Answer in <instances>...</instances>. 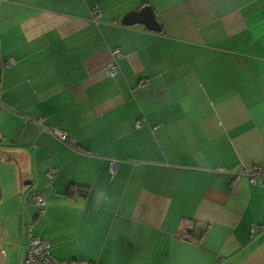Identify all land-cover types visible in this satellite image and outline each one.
<instances>
[{
	"label": "crops",
	"instance_id": "obj_1",
	"mask_svg": "<svg viewBox=\"0 0 264 264\" xmlns=\"http://www.w3.org/2000/svg\"><path fill=\"white\" fill-rule=\"evenodd\" d=\"M143 6L159 31L120 23ZM0 59L8 264L29 223L51 257L98 264H238L264 241V183L231 180L264 172V0H0Z\"/></svg>",
	"mask_w": 264,
	"mask_h": 264
},
{
	"label": "built area",
	"instance_id": "obj_2",
	"mask_svg": "<svg viewBox=\"0 0 264 264\" xmlns=\"http://www.w3.org/2000/svg\"><path fill=\"white\" fill-rule=\"evenodd\" d=\"M91 18L93 20H97L99 17V11L96 7H93L90 10ZM112 55L114 57L120 56V51L118 48L114 49L112 51ZM13 60L7 59L2 60L0 59V69L4 70L10 66H12ZM117 71V65L112 60L109 62L105 68L104 72L112 76ZM35 123L38 125V128L40 132L49 134L50 136L54 137L56 140L64 144L65 146L75 149L76 148V140L70 136L68 133L63 132L61 130H58L56 128L50 127L47 124H45L41 117H37L35 120ZM143 122V119H139L136 122V127L139 126ZM118 159H109L107 169L109 173H113L115 171V168L118 164ZM218 172L225 171L223 168H217ZM56 172L55 169H49L46 171V176L48 179V182H51L54 178ZM244 174L246 175L248 182L250 184L254 185H262L264 183V172L261 171L258 167H247L243 170H241L238 174H232L231 180L233 183L238 178V175ZM32 202L35 206H37L38 213L43 212L44 206H45V199L43 197V194L41 192H35L33 191L30 195L29 200L26 201V203ZM31 223L28 224L27 228V240H26V251L24 255V263L25 264H98V263H88L83 261H77V260H61V259H55L51 257L49 250H48V243L37 236L33 235L31 233Z\"/></svg>",
	"mask_w": 264,
	"mask_h": 264
},
{
	"label": "water",
	"instance_id": "obj_3",
	"mask_svg": "<svg viewBox=\"0 0 264 264\" xmlns=\"http://www.w3.org/2000/svg\"><path fill=\"white\" fill-rule=\"evenodd\" d=\"M122 25L141 24L145 28L152 31H159L160 26L154 18L153 11L149 6H143L138 11L130 12L123 16L120 20ZM22 219L18 214L16 219L17 234L21 233ZM0 264H4L3 252L0 246ZM238 264H264V241L256 246L253 250L246 254V256Z\"/></svg>",
	"mask_w": 264,
	"mask_h": 264
},
{
	"label": "rangeland",
	"instance_id": "obj_4",
	"mask_svg": "<svg viewBox=\"0 0 264 264\" xmlns=\"http://www.w3.org/2000/svg\"><path fill=\"white\" fill-rule=\"evenodd\" d=\"M0 246H1V250L7 251V256L6 257L3 256V260H4V264H8V262H9V254H8V252H9V249H10V244L7 243L4 238H0Z\"/></svg>",
	"mask_w": 264,
	"mask_h": 264
},
{
	"label": "trees",
	"instance_id": "obj_5",
	"mask_svg": "<svg viewBox=\"0 0 264 264\" xmlns=\"http://www.w3.org/2000/svg\"><path fill=\"white\" fill-rule=\"evenodd\" d=\"M204 231H205V228H198V229L195 231V233H194V237H195V239H196V240H199V239L202 237Z\"/></svg>",
	"mask_w": 264,
	"mask_h": 264
}]
</instances>
